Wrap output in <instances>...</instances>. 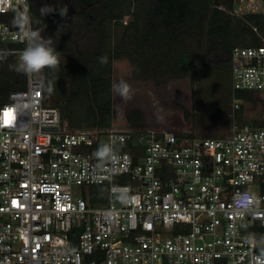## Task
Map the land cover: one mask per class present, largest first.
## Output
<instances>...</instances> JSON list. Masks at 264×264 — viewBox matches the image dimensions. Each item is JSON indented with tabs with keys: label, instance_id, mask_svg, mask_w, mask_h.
<instances>
[{
	"label": "built area",
	"instance_id": "2783aa9c",
	"mask_svg": "<svg viewBox=\"0 0 264 264\" xmlns=\"http://www.w3.org/2000/svg\"><path fill=\"white\" fill-rule=\"evenodd\" d=\"M10 4L0 50L19 65L26 44L10 21L22 4ZM245 6L264 14V0ZM230 62L233 112L250 91L261 123L215 137L71 127L27 75L0 106V264H253L264 252V41L236 45ZM105 144L115 159L95 155ZM95 186L106 194L91 202Z\"/></svg>",
	"mask_w": 264,
	"mask_h": 264
},
{
	"label": "trees",
	"instance_id": "16d2710c",
	"mask_svg": "<svg viewBox=\"0 0 264 264\" xmlns=\"http://www.w3.org/2000/svg\"><path fill=\"white\" fill-rule=\"evenodd\" d=\"M235 3V0H31L32 28L53 39L52 46L60 59L57 70L45 69L41 73L48 103L60 109L71 127L112 126L115 113L112 61L123 57L132 64L133 74L145 79L194 77L211 68H228L231 77L232 49L264 41V14L247 13L244 29L232 27L233 21L241 18L220 6L226 4L234 10ZM45 4L67 5V18L58 13L41 16L39 9ZM127 15L129 20L125 19ZM247 32L251 33L249 40L243 37ZM239 38L242 43H236ZM102 56L107 57L106 63L100 62ZM26 81L27 75L20 70L16 54L0 58V106L8 101L10 92L24 89ZM238 96L253 106L260 105L250 91L242 90ZM133 113V120L140 124L137 127H143L142 112ZM250 122L261 123L250 118L242 125ZM104 194L106 187H93L91 202H98Z\"/></svg>",
	"mask_w": 264,
	"mask_h": 264
},
{
	"label": "rangeland",
	"instance_id": "374dc122",
	"mask_svg": "<svg viewBox=\"0 0 264 264\" xmlns=\"http://www.w3.org/2000/svg\"><path fill=\"white\" fill-rule=\"evenodd\" d=\"M245 3L246 0H240L241 10L236 7L233 10L226 4L220 6L241 18L233 21L232 27L238 30L244 29V17L249 13ZM125 19L129 20L130 16L127 15ZM250 36V32L243 35L246 40ZM236 43H242V40L239 38ZM38 76L41 78V74ZM120 79L130 83L132 98L124 101L112 92L115 111L112 126L118 129H131L140 125L133 120V111L139 110L143 115V127L215 137L228 133L234 125L241 127L248 119L261 114V106H253L248 101L244 102L241 112H233L228 68H211L194 77L157 81L135 76L129 59L123 57L112 61V83Z\"/></svg>",
	"mask_w": 264,
	"mask_h": 264
},
{
	"label": "clouds",
	"instance_id": "9594fccd",
	"mask_svg": "<svg viewBox=\"0 0 264 264\" xmlns=\"http://www.w3.org/2000/svg\"><path fill=\"white\" fill-rule=\"evenodd\" d=\"M20 2L22 7L12 9L14 11V16L10 21L12 26L18 29L20 41L26 44V47L20 53V70L29 76L41 74L45 69L52 71L57 70L60 65V59L59 53L52 46L54 42L53 39L51 37L45 38L41 36L38 31L31 28L30 9L27 4L24 3V0H20ZM0 4L11 6L10 0H0ZM68 11L69 9L67 5H58L54 7L45 4L39 9V13L43 17H46L50 13H58L61 18H67ZM65 24L58 27L57 33L60 32ZM11 54L12 53L9 50H0V58ZM99 59L101 63L107 62L106 56H102ZM111 91L121 100L127 101L132 98L131 85L124 79L114 81L111 85ZM95 155L100 158L110 156L112 159H115L112 149L107 144L101 145ZM242 195H244L242 203L246 206L250 197H247L245 194ZM253 264H264V252H261L260 255L256 256Z\"/></svg>",
	"mask_w": 264,
	"mask_h": 264
},
{
	"label": "water",
	"instance_id": "95a60500",
	"mask_svg": "<svg viewBox=\"0 0 264 264\" xmlns=\"http://www.w3.org/2000/svg\"><path fill=\"white\" fill-rule=\"evenodd\" d=\"M235 7L237 10H241L240 8V0H236Z\"/></svg>",
	"mask_w": 264,
	"mask_h": 264
}]
</instances>
